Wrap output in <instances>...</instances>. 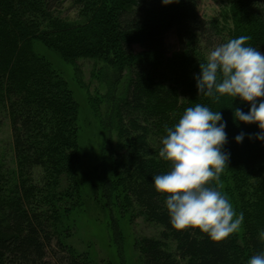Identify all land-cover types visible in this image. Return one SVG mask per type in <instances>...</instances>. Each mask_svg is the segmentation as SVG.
<instances>
[{
	"label": "trees",
	"instance_id": "trees-1",
	"mask_svg": "<svg viewBox=\"0 0 264 264\" xmlns=\"http://www.w3.org/2000/svg\"><path fill=\"white\" fill-rule=\"evenodd\" d=\"M63 1L0 0V115L10 126L14 164H0V264H91L67 241L89 172L123 264L118 219L132 204L162 228L158 238L141 240L142 264H248L264 250V142L245 135L237 143V134L260 131L234 119L235 107L247 112L249 103L198 96L194 74L216 46L241 35L264 53V0H234L223 22L202 16L198 0H71L80 26L53 21ZM39 46L73 65L80 84L77 60L93 61V78L106 87L97 154L82 147L78 102ZM88 101L98 111L102 100ZM197 103L227 121L230 158L210 184L243 213L240 228L220 242L199 229H175L153 185L155 175L171 170L159 156L165 128ZM83 154L97 164L82 171ZM35 168L41 176L34 180Z\"/></svg>",
	"mask_w": 264,
	"mask_h": 264
},
{
	"label": "clouds",
	"instance_id": "clouds-1",
	"mask_svg": "<svg viewBox=\"0 0 264 264\" xmlns=\"http://www.w3.org/2000/svg\"><path fill=\"white\" fill-rule=\"evenodd\" d=\"M168 5L176 0H161ZM250 37L241 35L216 46L200 63L194 74L198 96L218 101L228 95L248 102V111L235 107L234 119L257 124L255 134L241 132L234 139L242 143L249 139L264 142V53L248 45ZM227 121L222 112L195 104L188 107L179 121L166 127L159 156L171 162V170L153 177L156 192L164 197L170 224L177 230L199 229L214 242H220L236 232L243 213L237 214L230 200L210 184L218 180L228 165ZM258 239L264 241V230ZM248 264H264V250L251 256Z\"/></svg>",
	"mask_w": 264,
	"mask_h": 264
},
{
	"label": "rangeland",
	"instance_id": "rangeland-1",
	"mask_svg": "<svg viewBox=\"0 0 264 264\" xmlns=\"http://www.w3.org/2000/svg\"><path fill=\"white\" fill-rule=\"evenodd\" d=\"M39 2L40 0H34ZM234 0H198V11L205 18L216 19L223 22L226 12L231 10ZM51 17L54 22L72 23L82 25L79 19V12L71 0L63 1L59 6L52 9ZM47 23L41 25L43 28ZM38 54L44 55L66 79L73 95L79 105L78 124L82 131V147L88 154H97L98 147L104 140V129L102 128L103 105L106 95V87L93 78L94 65L89 59H79L77 63L81 69L82 82L80 84L74 73V66L64 62L54 51L43 46L35 47ZM89 95L97 96L101 101L98 111H93L89 105ZM102 105V106H101ZM88 130V131H86ZM88 132V134H87ZM89 138V139H88ZM89 141H84V140ZM86 142V143H85ZM11 152L10 126L3 115H0V164L6 168L13 167ZM86 156V157H85ZM90 156V155H89ZM83 154L81 170H87L90 166L96 165L94 158ZM98 175V173H97ZM41 176V169L35 168L32 178L38 179ZM81 185L82 206H77L72 212L71 237L67 239L79 252H87L91 264H123L119 258L115 243L112 240L108 216L98 199L96 174L89 172L87 179ZM64 184V183H63ZM70 201L77 200L75 193H71ZM126 213L120 215L119 223L123 236L124 264H142L140 242L143 238H158L162 230L161 226L148 221L141 210L135 204ZM121 213V212H120ZM119 213V214H120Z\"/></svg>",
	"mask_w": 264,
	"mask_h": 264
}]
</instances>
